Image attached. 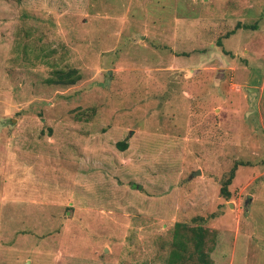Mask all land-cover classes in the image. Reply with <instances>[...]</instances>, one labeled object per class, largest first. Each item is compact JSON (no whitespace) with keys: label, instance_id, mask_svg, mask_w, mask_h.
<instances>
[{"label":"rangeland","instance_id":"374dc122","mask_svg":"<svg viewBox=\"0 0 264 264\" xmlns=\"http://www.w3.org/2000/svg\"><path fill=\"white\" fill-rule=\"evenodd\" d=\"M204 259L264 264V0H0V264Z\"/></svg>","mask_w":264,"mask_h":264},{"label":"trees","instance_id":"16d2710c","mask_svg":"<svg viewBox=\"0 0 264 264\" xmlns=\"http://www.w3.org/2000/svg\"><path fill=\"white\" fill-rule=\"evenodd\" d=\"M244 27L245 28H249V27L256 28V26H252V25L250 26V25H246V24L244 25ZM234 32H235V30H233L231 33H234ZM218 45L223 46V43L221 40H219ZM81 77L82 76H81L80 71L76 68H71V69H67V70L66 69H55L52 71L51 75L46 80L50 84L53 83V84L67 86V85L75 84L77 81H79L81 79ZM117 145L121 150H126L128 148V142L126 140L119 141L117 143ZM241 164L243 165L245 163L243 161L236 162L234 164V166L232 167L229 175L223 181V186H222L221 192L226 197H230L229 186L231 185V183L233 182V179L235 178L238 166ZM180 229L181 228H179V225H178L176 227V230H175L174 237H175L176 243H177L176 239L181 241L182 236H184L183 235L184 229H182V230H180ZM197 235H199V228H197ZM201 244H202V240L200 241L199 245H201ZM176 254L179 255L178 250L176 251ZM203 263L209 264L210 261L209 260L206 261V259H204Z\"/></svg>","mask_w":264,"mask_h":264},{"label":"water","instance_id":"95a60500","mask_svg":"<svg viewBox=\"0 0 264 264\" xmlns=\"http://www.w3.org/2000/svg\"><path fill=\"white\" fill-rule=\"evenodd\" d=\"M250 90H252V88H250Z\"/></svg>","mask_w":264,"mask_h":264}]
</instances>
